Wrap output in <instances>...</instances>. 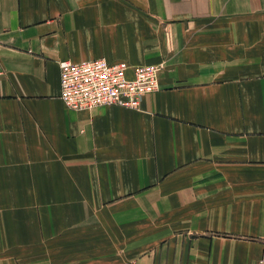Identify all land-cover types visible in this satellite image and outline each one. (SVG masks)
<instances>
[{
    "label": "crops",
    "instance_id": "crops-1",
    "mask_svg": "<svg viewBox=\"0 0 264 264\" xmlns=\"http://www.w3.org/2000/svg\"><path fill=\"white\" fill-rule=\"evenodd\" d=\"M97 58L159 89L68 109L59 61ZM263 238L264 0H0V264H257Z\"/></svg>",
    "mask_w": 264,
    "mask_h": 264
},
{
    "label": "built area",
    "instance_id": "built-area-1",
    "mask_svg": "<svg viewBox=\"0 0 264 264\" xmlns=\"http://www.w3.org/2000/svg\"><path fill=\"white\" fill-rule=\"evenodd\" d=\"M162 64L136 65L110 63L104 58L59 61L60 98L73 111L118 105L139 109L147 93L159 89ZM130 70V71H129ZM262 254L257 264H264Z\"/></svg>",
    "mask_w": 264,
    "mask_h": 264
}]
</instances>
